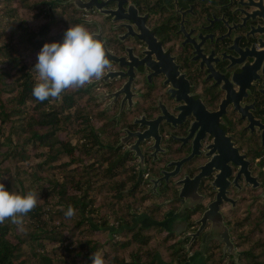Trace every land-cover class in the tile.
Segmentation results:
<instances>
[{"label":"flooded vegetation","instance_id":"obj_1","mask_svg":"<svg viewBox=\"0 0 264 264\" xmlns=\"http://www.w3.org/2000/svg\"><path fill=\"white\" fill-rule=\"evenodd\" d=\"M39 4L47 10V18L80 19L112 55L111 67L89 85L111 114L112 136L118 138L112 150L135 167L152 197L150 203L164 211L161 221L144 216L143 224L162 223L167 213L181 210V187L176 184L186 177L192 181L202 172L212 159L211 134H224L229 139L225 147L234 152H228L220 165L227 196L220 212L239 256L234 260L225 245L214 240L207 260L221 252L225 264H243L253 246L256 258L264 257V239L258 237L264 232L263 22L222 18L223 12L216 8L227 2L220 0H41ZM224 36L238 38L236 49L261 52L254 67V60L246 64L251 66L245 70L254 78L251 83L241 78L240 87L231 84L239 69L228 70L227 57L234 54L227 51L231 44H210ZM109 73L112 78L105 81ZM135 145L138 150H131ZM218 174L210 170L195 183L200 203L187 211L186 234L203 226L196 223L216 200L218 188L212 183ZM212 226L210 220L204 224L190 251L186 246L191 239L175 235L189 257L200 249Z\"/></svg>","mask_w":264,"mask_h":264},{"label":"trees","instance_id":"obj_2","mask_svg":"<svg viewBox=\"0 0 264 264\" xmlns=\"http://www.w3.org/2000/svg\"><path fill=\"white\" fill-rule=\"evenodd\" d=\"M39 1L0 0V182L37 197L22 225L0 224V264H91L95 253L105 264H187L178 237L138 220L161 221L164 211L150 203L135 167L112 150L118 138L95 89L69 88L43 102L32 95L42 46L82 25L47 18ZM253 249L243 264H264ZM207 263L225 264L221 252Z\"/></svg>","mask_w":264,"mask_h":264},{"label":"water","instance_id":"obj_3","mask_svg":"<svg viewBox=\"0 0 264 264\" xmlns=\"http://www.w3.org/2000/svg\"><path fill=\"white\" fill-rule=\"evenodd\" d=\"M220 2L223 3L227 2V4L219 5L216 8L218 11L223 12L222 18H227V16H229L230 18H240L239 20L244 22L247 21L250 23H255L257 21H262L264 24V0H220ZM78 7L83 8V6L81 5H78ZM125 20L129 21V18ZM127 27L129 28L130 26ZM263 29H264V25H263ZM142 34L140 35V38L144 41V37ZM260 35H264V33L262 34L260 33ZM198 40L201 43H203L201 35L198 37ZM224 41L226 45L231 44V46L227 47V51L234 53L233 57L230 58L227 57V59H229V61L231 62L228 70H231L236 67L239 68L234 72L232 79L230 80L231 84L239 86L240 85L239 80L241 78H244V80L247 83H251L254 78L250 77L245 72L246 68L250 66L246 64L248 60H254V64L252 65V67H254L258 61L257 59L258 54L261 52H258L257 54H253V53L248 54L247 49L245 50L241 49L240 46L238 47L239 49L238 48L236 49V45L238 44L237 43L238 38H234L230 36L220 37L216 41H210V44L216 46ZM105 54L108 61H112V55L106 49H105ZM262 60H264V56ZM109 78H112V73L107 74L103 79L107 81ZM96 84L97 82H95L93 86H95ZM107 98L109 97L101 96V100H106ZM211 135L214 138V143L208 146V151H209L208 156L212 157L210 162L201 168L202 172L194 180L190 181L188 180V177H186L184 180L176 184L177 186L181 187L180 189L181 194L179 198L180 200L182 199L183 206L181 210L178 213H174V212L167 213L166 220L162 223L153 222V225H157L158 227L162 228L170 235H176L178 237L185 235L187 233V227H188L187 211L190 209H194L195 204L200 203L199 198H197L195 195L197 189V185L195 183L199 181L201 178L206 177L205 174L210 170L219 172V174L216 176L215 181L212 183L214 187L218 188L217 190L218 195L216 197V200L209 205L208 210L203 214L202 218L196 223L197 225L203 224V226L196 233L186 234L183 237V240L191 239L189 244L186 246L190 251L191 245L193 244L195 239L200 237L201 232H203L204 224L208 220L213 222L212 229L207 231L202 237V243L200 249L189 257L187 264H207L206 260H207V253L209 252V244L211 241L214 240L218 241L221 244H224L225 251L229 250V253L231 254V256H233L234 260L238 261V256H239L238 252L236 251L235 245L231 240L229 229L224 223L223 214L220 212L221 205L224 203V201L227 200L226 190H224L223 188V184L225 182V176L223 175L224 168L220 165H221V161H223V159L227 157L226 154L229 152V150H227V148L225 147V145L228 144L229 139L226 138V135L224 134L212 133ZM137 147L138 145H135L131 150H135V149L138 150ZM230 152L231 153L234 152L233 148H230ZM138 154L139 153L136 154V157H138ZM191 159L193 158H190L189 160L186 161L188 162ZM235 162L237 163V161ZM172 166L174 165H171L170 167ZM141 174H142V170H141ZM172 175H175V173H173ZM152 183L154 184V188L156 189L157 180H153ZM193 200H195L194 203L192 202Z\"/></svg>","mask_w":264,"mask_h":264},{"label":"clouds","instance_id":"obj_4","mask_svg":"<svg viewBox=\"0 0 264 264\" xmlns=\"http://www.w3.org/2000/svg\"><path fill=\"white\" fill-rule=\"evenodd\" d=\"M110 67L101 41L83 25L70 26L61 42L45 43L37 53L32 69L37 73L38 82L32 95L40 102L50 97L60 99L61 93L69 88H81L100 80ZM36 206L35 193H13L0 182V224L10 220L22 225L23 217ZM74 214V208L69 205L65 216L71 218ZM91 264H105V261L102 255L95 253Z\"/></svg>","mask_w":264,"mask_h":264},{"label":"rangeland","instance_id":"obj_5","mask_svg":"<svg viewBox=\"0 0 264 264\" xmlns=\"http://www.w3.org/2000/svg\"><path fill=\"white\" fill-rule=\"evenodd\" d=\"M138 220L143 223L145 221V217L143 215L138 216Z\"/></svg>","mask_w":264,"mask_h":264}]
</instances>
